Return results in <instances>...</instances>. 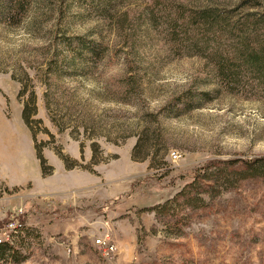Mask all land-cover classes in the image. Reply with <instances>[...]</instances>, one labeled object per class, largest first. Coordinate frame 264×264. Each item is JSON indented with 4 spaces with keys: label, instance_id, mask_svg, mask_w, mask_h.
<instances>
[{
    "label": "rangeland",
    "instance_id": "obj_1",
    "mask_svg": "<svg viewBox=\"0 0 264 264\" xmlns=\"http://www.w3.org/2000/svg\"><path fill=\"white\" fill-rule=\"evenodd\" d=\"M113 1L0 0V209L26 221L0 264H264V177L234 172L264 158V81L235 59L226 84L214 57L264 25L174 41L169 22L216 8L240 26L264 0ZM211 163L218 185L186 187Z\"/></svg>",
    "mask_w": 264,
    "mask_h": 264
},
{
    "label": "trees",
    "instance_id": "obj_2",
    "mask_svg": "<svg viewBox=\"0 0 264 264\" xmlns=\"http://www.w3.org/2000/svg\"><path fill=\"white\" fill-rule=\"evenodd\" d=\"M254 7L255 6L251 4L250 0H244L243 3L239 5V8H246L248 10ZM244 14L245 15L242 19L243 22L241 21L240 26H233V19L236 16L235 11L230 12L217 10L216 8H202L195 13H190L186 18H182V15L180 19L175 18L169 20L171 27L170 32L171 34H173V36L175 35L173 37V40L176 41V38L179 37V35L176 33H179L180 35L182 34L183 36H186V34H188L189 32L198 33V36L200 34H214L213 36H217V33H225L226 31H228V28L231 27V33L241 32V36H239L242 37L246 33V31H248V29L244 30V27L250 26L252 27L250 28V32H256L258 29H260V25H264L263 12H246ZM177 28H179V30H176ZM85 51L86 53L94 56H96L98 53L96 45L92 43L86 44ZM237 53L238 56L236 57ZM214 57L216 61L215 69L217 71V74L219 75L220 79H222V81L226 84L233 83L235 81L234 79L236 78L238 71V69L235 67V59L238 61H242V63L245 62L246 65L250 64L253 68H255V70L260 73L262 81H264V41L260 46L250 47L245 45V48H243V46L241 48L236 47L235 49L226 48L225 51L216 48V50H214ZM22 117L24 123L30 129L32 138L34 140L30 120L31 114L26 111V108H23ZM35 149L37 151L38 160L40 161V164L42 166L43 175L46 176L49 172L46 173L45 171V160L43 159L36 145ZM61 158L64 161L65 167L68 169L76 165L74 161L68 160L64 156H61ZM212 165L213 164L211 163L197 170L186 187H193L198 183V181H206L205 183H208V186H210L209 184L214 181L212 182L213 185H218V178L214 177L216 175V172H214ZM234 172L237 175L242 176V178L244 179L248 178V173H251L252 176L264 177V158L244 160L241 167ZM219 182H221V184L223 185V181ZM198 201L202 202L203 200H200V197H198ZM171 203L172 202L168 200L163 204L157 205V208L154 209L156 211L168 209V207H171ZM10 248L11 246L9 244L0 245V259H3L4 255L7 251L10 250Z\"/></svg>",
    "mask_w": 264,
    "mask_h": 264
},
{
    "label": "built area",
    "instance_id": "obj_3",
    "mask_svg": "<svg viewBox=\"0 0 264 264\" xmlns=\"http://www.w3.org/2000/svg\"><path fill=\"white\" fill-rule=\"evenodd\" d=\"M3 212L4 210L0 209V215ZM4 215L6 220L0 223V241H12L15 243L26 229L24 212L21 208H17L13 211L4 212ZM94 246L106 260H111L116 255L117 248L108 234H102L96 238Z\"/></svg>",
    "mask_w": 264,
    "mask_h": 264
},
{
    "label": "bare ground",
    "instance_id": "obj_4",
    "mask_svg": "<svg viewBox=\"0 0 264 264\" xmlns=\"http://www.w3.org/2000/svg\"><path fill=\"white\" fill-rule=\"evenodd\" d=\"M13 242L12 241H0V245L2 244H12Z\"/></svg>",
    "mask_w": 264,
    "mask_h": 264
}]
</instances>
